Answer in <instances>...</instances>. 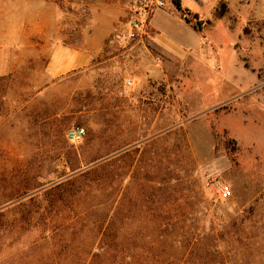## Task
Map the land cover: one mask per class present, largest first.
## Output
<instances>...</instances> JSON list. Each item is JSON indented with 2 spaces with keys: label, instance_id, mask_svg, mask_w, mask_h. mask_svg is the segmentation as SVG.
I'll return each instance as SVG.
<instances>
[{
  "label": "rangeland",
  "instance_id": "rangeland-1",
  "mask_svg": "<svg viewBox=\"0 0 264 264\" xmlns=\"http://www.w3.org/2000/svg\"><path fill=\"white\" fill-rule=\"evenodd\" d=\"M178 1L0 0V264H264V0Z\"/></svg>",
  "mask_w": 264,
  "mask_h": 264
},
{
  "label": "crops",
  "instance_id": "crops-1",
  "mask_svg": "<svg viewBox=\"0 0 264 264\" xmlns=\"http://www.w3.org/2000/svg\"><path fill=\"white\" fill-rule=\"evenodd\" d=\"M101 52L100 42L94 48L75 50L69 46H56L51 55V71L54 77L66 75L89 65L91 58Z\"/></svg>",
  "mask_w": 264,
  "mask_h": 264
},
{
  "label": "built area",
  "instance_id": "built-area-1",
  "mask_svg": "<svg viewBox=\"0 0 264 264\" xmlns=\"http://www.w3.org/2000/svg\"><path fill=\"white\" fill-rule=\"evenodd\" d=\"M136 2L139 1V0H135ZM160 6H163V3L162 2H159L158 3ZM85 135V130L83 128H74V129H71L67 132V138L71 141H77V140H80L83 138V136ZM219 196L226 200L228 198H230L231 196V192L230 190L228 189V187H220V190H219Z\"/></svg>",
  "mask_w": 264,
  "mask_h": 264
},
{
  "label": "trees",
  "instance_id": "trees-1",
  "mask_svg": "<svg viewBox=\"0 0 264 264\" xmlns=\"http://www.w3.org/2000/svg\"><path fill=\"white\" fill-rule=\"evenodd\" d=\"M173 2L174 6L176 7V10L181 14V16L183 17V20L187 23V24H190L192 23V21L188 18H186V15H185V10H183L180 6V3L178 0H170ZM224 8V7H223ZM224 10V9H223ZM223 12V11H222ZM222 16V13L220 14ZM203 26V23L201 21H195L194 25H193V28L194 30L198 31V32H201L202 31V27ZM70 184V182L68 183ZM116 237V235H115Z\"/></svg>",
  "mask_w": 264,
  "mask_h": 264
}]
</instances>
